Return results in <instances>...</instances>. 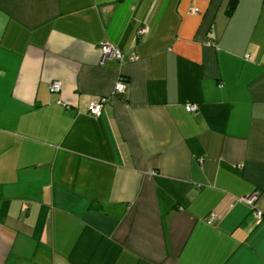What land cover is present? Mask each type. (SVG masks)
I'll return each instance as SVG.
<instances>
[{"label":"crops","instance_id":"obj_1","mask_svg":"<svg viewBox=\"0 0 264 264\" xmlns=\"http://www.w3.org/2000/svg\"><path fill=\"white\" fill-rule=\"evenodd\" d=\"M228 5L0 0V264H264V0Z\"/></svg>","mask_w":264,"mask_h":264},{"label":"built area","instance_id":"obj_2","mask_svg":"<svg viewBox=\"0 0 264 264\" xmlns=\"http://www.w3.org/2000/svg\"><path fill=\"white\" fill-rule=\"evenodd\" d=\"M194 12L197 13L198 9H194ZM146 29H141L140 33H145ZM136 57L133 56L129 60L133 61ZM108 60H118L121 63L126 62L125 56L123 55L122 51L113 43L105 42L102 45V63H106ZM127 82L123 79H120L115 85V94H124L127 90ZM50 90L52 93H57L62 90V83L60 81H55L51 84ZM108 100L101 99L99 101L91 102L88 105L89 113L94 117H101L104 113L105 105L107 104ZM186 109L189 113H194L198 111L197 105H187ZM249 205L253 208L255 206V202L257 200V194L247 197L244 199ZM258 219L263 217V212L257 210L255 213Z\"/></svg>","mask_w":264,"mask_h":264},{"label":"trees","instance_id":"obj_3","mask_svg":"<svg viewBox=\"0 0 264 264\" xmlns=\"http://www.w3.org/2000/svg\"><path fill=\"white\" fill-rule=\"evenodd\" d=\"M237 3H238V0H229L228 10H227V13L229 15L232 14V12L237 6Z\"/></svg>","mask_w":264,"mask_h":264}]
</instances>
